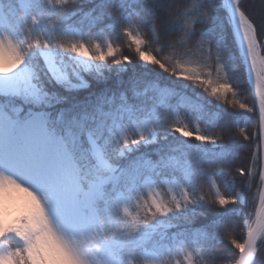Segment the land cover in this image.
Returning <instances> with one entry per match:
<instances>
[{
    "label": "snow or ice",
    "instance_id": "1",
    "mask_svg": "<svg viewBox=\"0 0 264 264\" xmlns=\"http://www.w3.org/2000/svg\"><path fill=\"white\" fill-rule=\"evenodd\" d=\"M261 145L264 0H0V264H256Z\"/></svg>",
    "mask_w": 264,
    "mask_h": 264
},
{
    "label": "trees",
    "instance_id": "2",
    "mask_svg": "<svg viewBox=\"0 0 264 264\" xmlns=\"http://www.w3.org/2000/svg\"><path fill=\"white\" fill-rule=\"evenodd\" d=\"M261 4V0H246V7H249V9L251 10L252 7H259ZM122 48H123V54L124 55H128L130 56L133 61H136V56H135V52L132 49H129L127 42H123L122 44ZM157 72H160V69H156ZM163 75H167V73H163ZM199 91V89H197ZM250 101V98H249ZM229 111H240L239 109H231L229 108ZM245 115H249L252 117L251 121H240L239 122V127H234L232 129L231 132L227 133L225 136V141L228 140H234L239 144H247L249 145V147L247 148H242L239 151V154L237 156V159L235 161L237 167H243L245 169L249 168L252 164V156L253 153L257 151V145L260 144V130H259V118L257 115L255 114H245ZM180 122L181 123H187V120L183 117V115H181L180 117ZM193 127V126H190ZM201 129H203V125H200ZM244 128L245 129V134L248 135L250 137L249 140H244L243 135H241L240 133V128ZM217 135L220 134L219 131H217L216 133ZM176 135H179L178 133ZM181 139H184V137H181ZM192 143H198L197 141H192ZM260 151L262 152V145L260 148ZM232 172L234 174V176L237 178L238 182L239 181H245L247 179L246 176L241 177L239 172L237 171L236 168L232 169ZM257 186H258V182H257ZM257 194V187L254 186L252 189V193L249 195V205L246 208V211L252 212L254 211V208L252 206V196ZM242 221H237L236 222V227L234 230V236L237 239H241L243 238L244 235V229L242 227ZM225 244L227 245V248L231 250L232 253H235L236 250L234 248H232L231 244L228 243L227 239H225ZM227 252L224 254V257H220L219 252H218V259H226L227 258Z\"/></svg>",
    "mask_w": 264,
    "mask_h": 264
},
{
    "label": "rangeland",
    "instance_id": "3",
    "mask_svg": "<svg viewBox=\"0 0 264 264\" xmlns=\"http://www.w3.org/2000/svg\"><path fill=\"white\" fill-rule=\"evenodd\" d=\"M262 148H263V145H262ZM7 213H8L9 222L14 220L16 215L18 214V207L14 200L8 202ZM256 264H264V253H261L260 255L257 256Z\"/></svg>",
    "mask_w": 264,
    "mask_h": 264
},
{
    "label": "water",
    "instance_id": "4",
    "mask_svg": "<svg viewBox=\"0 0 264 264\" xmlns=\"http://www.w3.org/2000/svg\"><path fill=\"white\" fill-rule=\"evenodd\" d=\"M261 128L260 126V122H259V129ZM262 153H264V145H263V148H262Z\"/></svg>",
    "mask_w": 264,
    "mask_h": 264
}]
</instances>
